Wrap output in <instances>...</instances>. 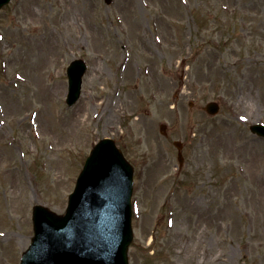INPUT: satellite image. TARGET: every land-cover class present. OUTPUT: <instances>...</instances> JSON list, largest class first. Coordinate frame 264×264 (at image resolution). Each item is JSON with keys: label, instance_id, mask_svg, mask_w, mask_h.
Here are the masks:
<instances>
[{"label": "rangeland", "instance_id": "374dc122", "mask_svg": "<svg viewBox=\"0 0 264 264\" xmlns=\"http://www.w3.org/2000/svg\"><path fill=\"white\" fill-rule=\"evenodd\" d=\"M120 15L140 17L139 40L121 34ZM79 58L88 69L68 107L66 69ZM1 105L0 264H19L33 206L64 213L103 138L134 170L129 264H264V139L249 131L264 124V0H11Z\"/></svg>", "mask_w": 264, "mask_h": 264}, {"label": "water", "instance_id": "95a60500", "mask_svg": "<svg viewBox=\"0 0 264 264\" xmlns=\"http://www.w3.org/2000/svg\"><path fill=\"white\" fill-rule=\"evenodd\" d=\"M84 72L81 61L68 69L69 106L79 98ZM131 193L130 167L112 141L102 140L85 163L65 216L33 208L35 235L21 264H127Z\"/></svg>", "mask_w": 264, "mask_h": 264}, {"label": "bare ground", "instance_id": "6f19581e", "mask_svg": "<svg viewBox=\"0 0 264 264\" xmlns=\"http://www.w3.org/2000/svg\"><path fill=\"white\" fill-rule=\"evenodd\" d=\"M123 9L127 11H130L131 10V4L129 2H126L124 3V6H123ZM119 30L121 32V34L123 36H127L129 35L131 32V30L133 31H136L137 32V36H138V40L139 38L142 37V32H139V30H141V26H142V21L140 19V17L138 18V16L134 15L133 16V19L130 20L129 22H127V19L124 18V16L120 15L119 16ZM127 41V40H126ZM52 58L50 57V55L47 57V56H44V60H42L43 62H47L49 60H51ZM121 66H122V77L123 75L126 77V76H131V73L133 72V69H132V66L129 65V63H126L124 61L121 62ZM96 78V73L93 72V74H91L90 76V79L94 80ZM109 98V99H108ZM106 97L105 96V99L107 100H110L111 99V95L109 97ZM7 106V105H6ZM8 107V106H7ZM10 108V107H8ZM86 109V108H85ZM6 109L4 107V105H1L0 106V118L1 119H4L6 117ZM82 115L79 114V116L77 117V120L75 121L76 123H78L79 119H81ZM5 128H6V125H5V122H1L0 121V134L5 136ZM15 142V139L11 140L8 144V148H6V151H2L3 153H8V152H12L14 150V145L13 143ZM16 170V169H14ZM14 170L11 168L10 171L14 172ZM4 235V232H0V238ZM3 237H6V235H4ZM2 237V238H3ZM22 243V246H24V243L25 242H21Z\"/></svg>", "mask_w": 264, "mask_h": 264}]
</instances>
